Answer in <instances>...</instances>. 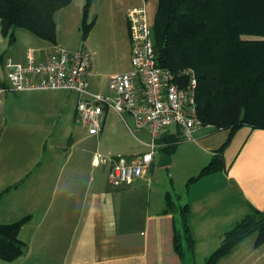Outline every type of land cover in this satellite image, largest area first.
<instances>
[{"label": "crops", "instance_id": "0c3cea01", "mask_svg": "<svg viewBox=\"0 0 264 264\" xmlns=\"http://www.w3.org/2000/svg\"><path fill=\"white\" fill-rule=\"evenodd\" d=\"M39 38L31 35V46L23 51L20 45L11 49L0 22V222L29 216L20 231L25 253L13 261L0 257V264H205L228 230L253 209L264 210V128L249 125L240 127L226 144L223 168L188 183L213 159L230 130L207 125L186 138L173 123L158 139L155 155L161 149L168 154L167 146L175 141L169 155L177 164L184 160L183 168L170 169L161 180L154 155L142 176L114 182L113 160L149 151L152 134L136 129L131 115L125 122L114 111L133 135L125 150L102 152L100 143L94 146L88 138L104 133L108 115L103 130L91 132L78 119V92L11 90L6 57L25 63L31 50L40 61L56 47L65 48ZM92 77L93 67L94 88ZM110 92L109 79L103 93ZM172 125L180 134L172 132ZM102 163L104 168L111 163L108 175L106 169L100 171ZM168 195L172 210L167 209ZM186 204L193 247L185 232ZM177 235L180 250L175 247ZM256 239V232L249 234L217 264H264V242L257 245Z\"/></svg>", "mask_w": 264, "mask_h": 264}, {"label": "trees", "instance_id": "16d2710c", "mask_svg": "<svg viewBox=\"0 0 264 264\" xmlns=\"http://www.w3.org/2000/svg\"><path fill=\"white\" fill-rule=\"evenodd\" d=\"M71 1L0 0L2 33L12 43L16 29L24 28L56 43L55 14ZM83 26L86 31L91 26L86 13ZM153 38L157 63L175 73L179 82L184 84L187 79L183 72L195 73L197 115L203 126L230 130L227 141L200 173L189 179L191 183L224 167L223 150L240 127L264 128V0H158ZM176 143L167 146L168 154ZM167 198V209L172 210L174 202L170 195ZM182 213L193 247L194 238L186 224L188 204ZM28 219L0 222L1 258L13 261L25 253L27 243L20 231ZM255 232L260 245L264 242V210L253 209L228 230L205 264H217ZM175 247L180 250L178 235Z\"/></svg>", "mask_w": 264, "mask_h": 264}, {"label": "built area", "instance_id": "2783aa9c", "mask_svg": "<svg viewBox=\"0 0 264 264\" xmlns=\"http://www.w3.org/2000/svg\"><path fill=\"white\" fill-rule=\"evenodd\" d=\"M127 19L132 42L131 68L111 76L110 93L91 87L94 51L85 43L75 50L56 47L52 55L40 61L31 50L25 63L6 59L7 79L13 91L68 89L78 92V119L91 132H101L107 112L113 110L125 122L126 115H131L136 129H147L152 134L149 151L120 155L113 160L111 177L118 184L145 173L166 127L177 124L186 138H192L203 126L197 115L195 73L183 72L187 79L182 84L175 73L157 63L153 25L145 5L130 8Z\"/></svg>", "mask_w": 264, "mask_h": 264}, {"label": "rangeland", "instance_id": "374dc122", "mask_svg": "<svg viewBox=\"0 0 264 264\" xmlns=\"http://www.w3.org/2000/svg\"><path fill=\"white\" fill-rule=\"evenodd\" d=\"M87 1L72 0L68 5L56 12L57 41L60 46L65 48L79 47L85 43L94 51L93 86L96 90L107 92L111 76L131 67L132 42L127 11L132 7L145 5L149 20L153 25L158 8V0H91L87 11H85ZM85 13L87 23L91 25L87 31L83 26ZM31 35L35 39L40 40L39 37L30 31L24 28H17L15 40L10 48L15 49L16 46L19 48L20 45V50H25L26 47L31 46V43H28V41H31ZM107 115L108 121L104 133L91 136L88 141L93 143L94 146L99 142L102 152L117 154L119 151L126 149V142L128 143L130 140L128 137L131 132L113 110L108 111ZM170 128L172 132L180 134L176 125H172ZM132 132L134 134L138 133L135 128L132 129ZM134 141L139 145L142 144L138 139ZM164 155L166 153L161 149L154 159L155 174L161 180L164 177H168L170 169L178 167L177 169L180 170L185 165L184 160L177 164V158L175 157L173 160L172 155L171 165H160ZM185 160L186 162L188 161L187 158ZM109 166L104 168L102 163L99 169L100 171L106 169L108 175Z\"/></svg>", "mask_w": 264, "mask_h": 264}, {"label": "water", "instance_id": "95a60500", "mask_svg": "<svg viewBox=\"0 0 264 264\" xmlns=\"http://www.w3.org/2000/svg\"><path fill=\"white\" fill-rule=\"evenodd\" d=\"M170 163H171V156L169 154L164 155V157L160 161V165H167Z\"/></svg>", "mask_w": 264, "mask_h": 264}]
</instances>
